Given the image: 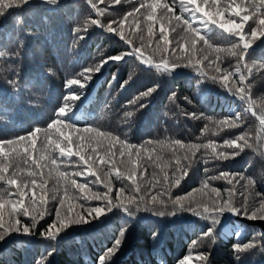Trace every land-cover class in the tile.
<instances>
[{
    "label": "trees",
    "instance_id": "obj_1",
    "mask_svg": "<svg viewBox=\"0 0 264 264\" xmlns=\"http://www.w3.org/2000/svg\"><path fill=\"white\" fill-rule=\"evenodd\" d=\"M137 1L119 0L117 3L116 0H70L63 5L46 3L33 9L17 11L15 14L16 32L13 30V33H17L18 47L23 45V48H19L17 53L14 63L16 70L0 72V142L17 139L28 130L30 137L31 133L42 131L58 118V109L63 105L68 111L63 115L64 121L61 123L72 124L74 128L66 135L57 129V133L52 131L50 136H36L35 145L31 148L26 144L15 146L21 155L12 153L9 168L0 164V173L9 178L14 176L17 180L15 185L9 184L10 189L5 192V206L8 201L15 203L22 200L23 205L30 209V215H16L13 220L6 221L15 224L14 220L18 218L20 224L17 227L21 231L13 234L10 232L6 234L7 239L0 240V264H39L50 256L49 246L58 248L57 253L52 255L56 256L57 264H179L185 255L195 258L200 254L208 255L207 264H264V251L261 250L264 249V232L252 224L255 221H227L226 211L219 214L217 220H213L208 215L176 210L178 204L173 207V202L178 198H185L181 200L183 203L188 196L190 200L187 201H208L206 203L212 205L214 194L210 195L209 191L214 187L225 198L228 195L226 189L233 190V204L241 209L240 214L243 217L245 209L249 214L259 209L264 199V179L259 175L260 172L264 175V128L258 120L262 111L261 104L264 103V38L252 44L241 64V70L247 75L245 84L249 87V97L255 101L252 111H245L248 103L222 86L220 81L223 69L235 71L234 65L237 62L228 67L226 60H229L230 55L221 53L220 59H217L214 51L215 48H230L225 43H234L239 37L229 35L218 25L201 24V18L208 19L202 13L195 14V18L187 12L181 13L179 0L175 4L173 0H159L161 6L155 9L153 20L148 19L151 11L148 5L152 0H144L139 8L133 5ZM230 2L231 0H220L216 7L223 9ZM239 2L241 0H237ZM243 2L245 12L242 15L249 14V0ZM197 3L218 21L232 19L236 23L241 22V18L233 16L230 9L223 12L222 16H215L216 9L209 7L212 0H208L207 4L204 0H197ZM164 4L169 5V8L165 9ZM119 7L124 10L114 11ZM177 16L180 17L179 22L176 20ZM158 17L161 24L157 22ZM127 18L131 19L123 25ZM186 19L200 30L195 34L197 43L194 52L188 50L187 40L192 33L184 23ZM94 20L97 21L96 24L92 23ZM121 23L122 30L131 43L107 31L109 25L120 30L116 26L121 28ZM249 24L255 27L250 19L245 22V32L248 31ZM149 25L152 28L151 34L148 31ZM205 30H209V33ZM162 31L168 38L167 45L162 38ZM201 35L212 44V48L199 39ZM8 38V33L4 37L0 34L4 52L10 45ZM152 43L155 44L154 47ZM44 45L50 46V59L37 56V49ZM134 48H140L144 58L151 63L146 64L136 55L131 56L128 52ZM186 51L190 53L192 63L202 72L197 71L196 67L185 66L189 64V59L182 61L180 56ZM117 55H122L123 58L119 61L108 59L89 78L80 77L79 74L87 68L86 65L89 68L91 62L100 64L108 57ZM36 58L41 60L37 70L34 64ZM163 61L168 62L167 69L154 66ZM1 63L5 65V62ZM174 63L180 65L172 67ZM244 63L250 72L243 67ZM216 65H219L220 72H217ZM69 68L76 71L74 76L63 74ZM78 77L81 78L79 84H66L68 79ZM212 77H216V80ZM238 78L234 76L230 82L238 81ZM152 89L155 90L149 96L142 97L136 104L131 103L141 97L143 92ZM69 95L76 98L66 102ZM141 104L145 106L140 107ZM253 111L256 115L252 114ZM238 113H241L242 119L236 127H228L226 124L222 126L219 123L235 119ZM85 128L99 129L117 138L111 149L115 155L107 163H100V158L104 156L103 148L107 147L108 138H104L103 146L98 145L94 139L91 147L85 150L84 155L96 161L93 165L95 176L87 175L86 166L75 155L61 156L59 150H56L51 152V156L57 158V163L54 164L48 158L47 149L52 142L51 138L60 135L61 140L67 139L69 147L75 152L79 135ZM245 133L249 137V143L254 145L253 148H245L229 160L214 159L211 150L200 148L194 156L189 153L190 163L188 160L180 161L181 164L188 165V168L179 185L173 184L167 191V185H158L153 187L152 192H147L145 186H153V172L157 174L155 179L164 175L161 168L168 175L169 183L172 182L177 162L174 156L176 150L171 147L174 141L179 140L184 145L212 142L217 145L218 152L231 154L234 149L224 147L225 141ZM71 139L74 141L72 145ZM121 140L125 144L137 146L151 141V155L154 158L159 157L153 163L148 160V154L143 150V159L134 156L140 188L138 193H132L129 189L131 181L117 180L115 177L116 171L124 172L132 167L127 157L119 154ZM92 148H96L95 153ZM5 151L10 149L5 150L0 146V157L7 160ZM176 154L183 156L184 152ZM112 163L116 164V168L112 169L111 175L106 176L105 173L109 171ZM78 171L82 175H73V178L77 183L86 184L90 191L85 192V196H91L94 191H103L115 204L120 202L117 200V193L123 188L125 197L135 195L137 203H140L139 197L143 196L149 206L144 207L141 203L139 208L117 206L107 210L106 201L84 200L75 188L66 196V177H61L60 172L74 174ZM225 172L232 174L233 184H228L223 179H211ZM176 175L180 173L177 172ZM242 176L251 177L252 184L249 185L247 179H240ZM3 178L0 175V179ZM0 183H5V180H0ZM106 183L111 185L110 193L105 187ZM206 183L208 188L205 189ZM18 188L25 193L23 196L17 191ZM157 192L163 193L158 196V200L164 203L153 205L151 197ZM73 195L77 198L71 199ZM41 196L45 201L42 205ZM62 199L66 203L61 209ZM33 200L36 201L35 204L32 203ZM124 202L127 203V200ZM69 204L73 206L72 211L67 213L69 220L78 212L88 221L73 224L65 220L64 223H69L68 227L54 240L46 239L42 233H46L49 225L57 223V210L60 209L63 216ZM81 204L85 208L103 206L105 212L96 217L80 208ZM5 206L0 210L3 215L9 209ZM158 208H162L163 215ZM41 212L43 218H40ZM32 217H36L34 228H31ZM24 226L30 227V233L22 231ZM146 226H150V230ZM236 228L240 229L238 237L233 236ZM73 231L76 233L72 234ZM209 231L212 236H205ZM12 236H18L19 239L12 243V250L7 256L4 244ZM117 239L121 241L118 251L109 255L108 250L115 246ZM249 243H254L255 247L245 249L244 245ZM191 262L204 264L199 259Z\"/></svg>",
    "mask_w": 264,
    "mask_h": 264
},
{
    "label": "snow or ice",
    "instance_id": "obj_2",
    "mask_svg": "<svg viewBox=\"0 0 264 264\" xmlns=\"http://www.w3.org/2000/svg\"><path fill=\"white\" fill-rule=\"evenodd\" d=\"M26 2H27V0H25V3ZM48 2H50L51 4H56L57 0H48ZM116 2L118 3L119 0H116ZM175 3H176V0H173V4H175ZM204 3L207 4L208 0H204ZM219 3H220V0H212V3L209 4V7L216 9L215 16H222L223 12L228 11L230 9L233 16L241 18V22L236 23V21L232 20V19L218 21L212 14H209L208 12L205 11L204 7L200 6V4L197 3V0H179V9H180L181 13L187 12L188 15L193 17V18H195V14L202 13L204 16L208 17L207 20H203V18H201L202 23L204 25H218V27L220 29H222L224 32L228 33L229 35L239 37L238 40H236L234 43L231 44V48H228V49L215 48L214 51L217 53V59H220V54L224 53V52H227L228 54L237 57V64L235 66V71H231L228 68L223 69V74L220 77V81H221L222 86L226 87L231 93L238 96L242 101H246L248 103V108H246L245 111H252V109L255 106V101L250 99V97H249V87L245 84V81L247 79V75L245 74V72H243L241 70V64H242V62L245 61V58L248 55L247 50L252 46V44L256 40H258L260 38H264V0H249L248 7H250L251 11L249 14H244V15H242V13L245 12V3L243 2V0H241V2H239V3H237V0H231V2L227 5V7L223 8V9L216 7V5H218ZM160 6L161 5H160L159 0H152V3L148 5V8L151 10L148 14L149 20L154 19L155 9L157 7H160ZM93 7H95L94 4H93ZM163 7L165 9H168L169 5L164 4ZM250 19L253 20V22L255 23L256 26L252 27V25L249 24L248 25V31L245 32L244 31L245 22L249 21ZM176 20H177V22H179L180 17L177 16ZM209 21H211V24H209ZM92 23L96 24L97 21L94 20V21H92ZM184 23L187 24L189 32L192 33V35H190L188 37V40H187L188 50L194 52L195 46L197 43V37L195 34L200 30L193 27L191 24H189L187 19L184 21ZM107 31L115 33L117 36H119L124 41L127 40V37L122 30V23H121V29L120 30H117V29L112 28L111 26H108ZM148 31L151 34V32H152L151 25H149ZM77 32H79V29L77 30ZM161 35L165 41V45H167V40H168L167 36L163 35V31L161 32ZM199 39L204 40L206 45L209 48H212V44L208 43L205 40L203 35H201L199 37ZM127 42L131 43L130 40H127ZM128 53L131 56L136 55L139 59H141L146 64L151 63L150 60H147L144 58L143 53L141 52L140 48H134L132 51H129ZM122 58H123L122 55H117L115 57H108L102 63L96 64L92 67L84 69V71L82 73H80L79 75L83 79L89 78L91 74H93L99 70L100 66L106 60L112 59L115 61H119ZM179 65L180 64H178V63H174L172 65V67L179 66ZM185 66L196 67V64H193L191 61V58L189 57V64H187ZM156 67L159 68V67H161V65H156ZM163 67H164V69L168 68V62L167 61H163ZM243 67L245 69H247L246 63L243 64ZM196 70L202 72V70L198 67H196ZM216 70H217V72L221 71L219 65H216ZM247 71L250 72L251 70L247 69ZM234 76L239 77L238 81L230 82V81H232V78ZM212 79L215 81L216 77H212ZM80 82H81V78L78 77V78L68 79L66 81V84L71 86V85H77ZM125 83H127V81H125ZM154 90L155 89L146 90L145 92H143L141 94V97H137V100H133V101H131V103L136 104L139 99H141L142 97L149 96L151 94V91H154ZM75 98L76 97L69 95L66 98V102L71 101ZM144 106L145 105H143V104L140 105V107H144ZM67 111H68V109L64 105L58 109V112H57L58 118L56 120L52 121V125H53L52 130H54L55 133H57V131H56L57 129H60L61 131H63V129H66V128H74V126L72 124L64 125L61 123L62 121H64L62 119V117ZM252 114L256 115V113L254 111L252 112ZM128 115H131V113H128ZM192 115H195V114L193 113ZM261 116H264V112H262V111L258 115V120H259V124L262 126V128H264V124H261V121L259 119ZM241 119H242L241 113H238L235 116V119L227 120V121H221L219 123L222 126L226 124L228 127H236L238 122L241 121ZM46 135L50 136L51 134L47 132ZM35 136H36V133L33 132V133H31V140H29V137L23 136V137H19V139H17V140L5 141L3 143H0V145H2V147L5 150H6V148L10 149V151H5V157H7V160H5L4 157H0V158H3V159H0V164H3L5 167H8V168L11 167V160L13 158L12 153L14 152L16 156L21 155L20 151L15 146L19 145V144H26L29 146V148H31L35 145ZM60 137L61 136L59 135L56 138H51L52 142L49 144V147L47 149L49 152L48 158L51 161H54L55 162L54 164H56L57 158L51 156V152H55L56 150H59V154L61 156L72 157L75 155V156L79 157V160L82 161L83 164L86 166V171H87L88 176H95L96 175V173L93 171V165L96 163V161L94 159H92L91 157H86L84 155V152L87 148L91 147V144H92L94 139L98 145L103 146L104 138H108V144H107V147L103 148L104 156H102L100 158V163H102V164L107 163L115 155V153L111 152V149L114 146L117 138L113 137L110 133L100 132L99 129H92V128L83 129V131L79 135V142L77 143V150L75 152H73L72 147H69L68 140L67 139L61 140ZM73 142L74 141L71 139V145ZM85 142H87V143H85ZM158 143L162 144L163 142H158ZM262 143H264V141H262ZM119 144H120L119 154L122 156H126L129 163L132 164V167L130 170H127L124 172L116 171L115 177L117 180L127 179V180L131 181V185L128 186L129 189L131 190L132 193H138L140 191V188H139V184L137 183V175H136V163H137V161L134 160V156L137 157L138 159H143V157L141 155V151L143 150L144 152H147L148 160L153 162V163L155 161L159 160V157L158 156L155 158L152 157L151 151L149 150L150 146L152 145L151 141H148V142H146L145 145H140V146L132 145V144H125V142L123 140L119 141ZM171 147L176 150L174 152V156H175L176 161H177L176 165L174 167V170H173L172 182L169 183V177L164 172V168H161V172L164 173V175L160 179H155L157 174L155 173V171L153 172V177H154L153 187H157L158 185L160 187H164L165 185H167V188L165 189L166 191L168 190V188H171V186L173 184L179 185L181 180L187 174L188 165H183L180 163V161L181 160H188L190 163L191 157H190L189 153H191V155L194 156L196 151H198L200 148H204V149L211 150V156L214 159L229 160L230 158L231 159L234 158L236 155L239 154V152L243 151L245 148H253L254 145L249 143V137H248L247 133H245L244 135L237 136L236 138H234L232 140H226L225 141L224 147L234 149V151L231 154L224 152V151L218 152L217 151V145L212 143V142H209L207 144L184 145V144H182L181 141L176 140L173 142ZM92 152L95 153L96 148H92ZM180 152H184V155L180 156V155L176 154V153H180ZM4 161H7V163H5ZM157 166H159V165H157ZM141 167H143V165H141ZM165 167H167V164H165ZM115 168H116V164L112 163L111 167L109 168V171L107 173H105V175L106 176L111 175L112 169H115ZM177 172H179L180 175H176ZM0 175L4 176V178L0 179V180H5L8 184L15 185L17 183V180L14 178L13 174H12L13 178L6 177L3 173H0ZM73 175L80 176V175H82V173L79 171L75 172L74 174H69L67 172H60L61 177H66V181H65V183H66L65 195L66 196H68V194L71 192V190L73 188H75V189L79 190L80 198H82L84 200H89V199L101 200L102 199V200L106 201L107 202V210H109L110 208H113V207H117V206L122 207V208L135 206V207L139 208L141 203L144 204V207L149 206V202L147 200H145V198L143 196L139 197L140 203H137V198L135 195H129L128 197H125L123 195V193H124L123 188L117 193V200H119L120 202L115 203V204L111 202V198L107 193L101 194L99 192H95V193H92L91 196H85L84 193L89 192L90 190L87 188L86 184L77 183V181L73 178ZM211 179L212 180L223 179V180L227 181L228 184H233L234 177L232 176V174L225 172V173H221L219 176H213V177H211ZM240 179H242V177H240ZM96 182L97 181H93V183H96ZM33 184H35V181H33ZM105 187L108 189L109 193L112 191L110 183H106ZM204 188L205 189L208 188L207 183L204 185ZM233 188H234V185H233ZM203 190L204 189H201V191H203ZM17 191L20 192L21 196H23L25 194V193L21 192V190L19 188L17 189ZM226 191L228 192V195L225 198V197H222V194L218 189H216L214 187L211 188L209 191V194L210 195L214 194L212 205H208L207 203L200 202L199 206L196 208H185L184 205L181 203V200H183L185 198H178L176 201L173 202V207H176V205L178 204L179 207L176 210L191 211L197 215H208L213 220H217L219 217V214H221L225 211L233 212V213H236L237 215H240L241 209L236 208L233 204V199H234L233 190L232 189H226ZM5 194L6 193H0V210L4 209V206H5V201H4ZM162 195H163V193H161V192H157L156 195H153L151 197V204H153V205L157 204V203L163 204L164 202L162 200H158V196H162ZM76 198L77 197L74 195L71 196V199H76ZM125 200H127V203L124 202ZM8 203H11V201H8ZM32 203L35 204L36 201L33 200ZM40 203H41V205L45 203L42 196L40 197ZM65 203H66V200H64V199H62L60 201L61 209L63 208ZM79 207L83 208L88 214L94 213L96 217L100 216L101 214H103L105 212V209L101 208V207H87V208H85V206L83 204L79 205ZM72 208H73V206L71 204H69L68 210L63 216L61 215V210L58 209L57 213H56V222L59 224V227H57V223H53V224L49 225V228L46 231V233H42V235H44L46 238H51L54 240L62 230H64L66 227H68V224L64 223V221L69 220V216L67 213L71 212ZM158 211H160L161 215L164 214L162 208H158ZM12 213L15 215L28 216V215H30V209L23 205L22 200H17L13 204ZM243 214L248 216V218H251V219H264V199H262V202H261L259 209L251 212L250 215H249L247 209H245ZM40 218H43V212L40 213ZM86 220L87 219L83 215H81L80 213L77 212L72 216V218L69 220V222L73 223V224H79V223L86 222ZM19 224H20L19 220H16L15 224L7 223L4 219L3 211H0V229H3V231L0 232V239H3L4 235H6L10 232L21 231V228L17 227V225H19ZM35 226H36V217H32L31 228H34ZM53 229H55V230L53 231ZM22 231L24 233H30L31 229L29 226H24L22 228ZM121 235H123V233H121ZM205 236H209V237L212 236L211 231H209V233H206ZM120 243H121V241L119 239H117L115 241V246L108 250V254L109 255L115 254V252L118 251ZM246 245L255 247L254 243H249ZM246 245H244L245 249H247ZM237 247L239 250V245ZM194 259H199V260L203 261L204 264H207L208 255L200 254L198 257H195V258L191 255H185L179 261V264H189V262L194 260Z\"/></svg>",
    "mask_w": 264,
    "mask_h": 264
},
{
    "label": "rangeland",
    "instance_id": "obj_3",
    "mask_svg": "<svg viewBox=\"0 0 264 264\" xmlns=\"http://www.w3.org/2000/svg\"><path fill=\"white\" fill-rule=\"evenodd\" d=\"M69 1L70 0H57V3L56 4L63 5V4H66ZM79 1H81V0H79ZM149 1L150 0H146V2H149ZM46 3H50V2H33V1L28 2L27 1L25 3V0H15V1H12V2L10 1V3H8V5L5 6V7H0V34L4 37V36H7V33H8L9 34L8 40L10 41V45H9L8 50L6 52H4L3 51V45H2L3 44V41H2V39H0V72L1 71L12 72V71H15L16 70V66L14 65V63L16 61L17 53H18L19 48H23V45H21L20 47H18L17 42H16V39L18 38L17 33H13V30L16 32V28L14 27L15 26V20H14V18L16 17L15 14L17 13V11L18 12H21V11H25V10H28V9H33V8H35L37 6H40V5L42 6V5L46 4ZM143 3H144V0L142 2H141V0H138L137 2H134L133 5H135V7H137V8H139V7H141V5ZM120 10H124V9H122L121 7H119L117 9H115L114 11H120ZM130 19L131 18H127L126 21H123V25H124V22H127ZM157 22H159V24L162 23L159 20V17L157 19ZM200 23L202 24V20L200 21ZM109 26H111V25H109ZM116 27L118 29H121L119 26H116ZM133 29L135 31V28H133ZM205 32L206 33H209V30H205ZM156 44L158 45L157 42H156ZM231 44H232L231 42H226L225 43V45L229 46L230 48H231ZM152 45H153V47L155 46L154 43H152ZM131 50H133V49H131ZM49 51H50V46L49 45L41 46V47H39L37 49V52H38L37 53V56H42L45 59L46 58H49L50 59V57H49ZM224 54L230 55L227 52H224ZM189 57H191V55H190L189 52L186 51V53H184L183 55L180 56V59L182 61H188ZM228 57H229V60H226V64H227L228 67H231L232 65H234L237 62V57L232 56V55H230ZM55 60H56V57H55ZM1 62H5V65L2 64ZM34 64L36 65V70H37L38 67H39V65H41V60L39 58H36V60L34 61ZM94 65H96V63H94V62H91L90 63V67H92ZM102 65L100 66V68L102 67ZM156 65L163 66V63L155 64L154 66L156 67ZM235 66L236 65H234V67ZM86 67L88 68V65H86ZM63 74H65V76H69V75H73L74 76L76 74V71H74L73 69L69 68L67 71L63 72ZM20 94H22V93H20ZM62 124H64V123H62ZM64 125H67V124H64ZM52 126H53L52 124L47 125L42 131H38L36 133V136L37 137L38 136H47L46 135L47 132L50 133V134H52V131H54V130H52ZM72 129L73 128H66V129H63V131H61L59 129V131L62 134L66 135V134L70 133L72 131ZM100 132H102V131H100ZM29 134H30V132L28 130L26 133H24L20 137L27 136V137H29V140H31V137H30ZM17 139H19V138H17ZM17 139H14V140H17ZM0 143H3V142H0ZM22 145L23 144H19V145H16V146H22ZM0 146L2 147V145H0ZM259 175L264 179V175H263L262 172H260ZM145 188H146L147 192H149V191L152 192V190H153V186L151 184L145 186ZM7 189H10V186H9V184L6 181H5V183H0V193H5ZM94 193H95V191H94ZM99 193L105 194L103 191H101ZM187 200H190V196H188L186 198V200L182 203L184 206H187V207H198L199 206V203H197L196 201L195 202H190V201H187ZM101 202H103L102 199H101ZM202 202L203 203H206L208 201H202ZM13 204L14 203H8L5 206V208L6 207H9L8 211L4 212V219H5V221L13 220L16 217V215L12 213ZM99 207L103 208V206H99ZM93 214L94 213H92V215ZM244 216L246 218L243 217V216H241V214L240 215H237L236 213H233V212H228V211L225 212V219L227 221L228 220H233V221H236L238 223H240V222L248 223L249 220L250 221H257V220L261 221V220H264V219L254 220V219L248 218V216H246V215H244ZM16 220H19V219L16 218L14 220V223H15ZM86 221H88V220H86ZM138 221H140V220H138ZM67 224H69V223H67ZM146 228L148 230H150V226H146ZM15 232H18V231L11 232V234H13ZM74 233H76V231H73L72 232V234H74ZM239 235H240V229L239 228H236L235 232L233 233V236L238 237ZM6 236L7 235H4V237H3L4 240L7 239ZM241 237L242 236H240V238ZM18 239H19L18 236H12L4 244L6 246L5 247V252H6V255L7 256L9 255V251L12 250V248H10L12 246V243L14 241L18 240ZM46 239H48V238H46ZM52 248H53V246H49L48 250H50V256H47L46 258H44L42 261L39 262V264H57V262H56V256H52V255H55L57 253L58 248H53V249ZM189 264H192V262L190 261Z\"/></svg>",
    "mask_w": 264,
    "mask_h": 264
},
{
    "label": "clouds",
    "instance_id": "obj_4",
    "mask_svg": "<svg viewBox=\"0 0 264 264\" xmlns=\"http://www.w3.org/2000/svg\"><path fill=\"white\" fill-rule=\"evenodd\" d=\"M8 3H10V0H0V7H5L8 5ZM261 109H262V112H264V103L261 104ZM259 119L261 121V124H264V116H261ZM242 179H247L249 185H251L253 182L251 177H243L242 176ZM213 239H214V237H213ZM246 248H253V247L246 245ZM261 250L264 251V249H261Z\"/></svg>",
    "mask_w": 264,
    "mask_h": 264
},
{
    "label": "water",
    "instance_id": "obj_5",
    "mask_svg": "<svg viewBox=\"0 0 264 264\" xmlns=\"http://www.w3.org/2000/svg\"><path fill=\"white\" fill-rule=\"evenodd\" d=\"M252 224L260 227L262 229V231L264 232V220H261V221H255V222H252Z\"/></svg>",
    "mask_w": 264,
    "mask_h": 264
}]
</instances>
